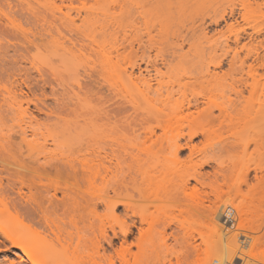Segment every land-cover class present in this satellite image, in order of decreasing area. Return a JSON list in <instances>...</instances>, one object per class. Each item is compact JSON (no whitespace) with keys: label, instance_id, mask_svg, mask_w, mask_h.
<instances>
[{"label":"rangeland","instance_id":"obj_1","mask_svg":"<svg viewBox=\"0 0 264 264\" xmlns=\"http://www.w3.org/2000/svg\"><path fill=\"white\" fill-rule=\"evenodd\" d=\"M116 1H134L137 9L35 17L0 12V99L1 94L8 98L3 88L16 98L9 108L0 103V141L18 143L25 129L27 141L46 145L52 155H84L93 160L94 171L99 163L94 156L112 158L113 150L116 159L106 163L112 173L101 172L84 184L92 198L113 197V185L130 172L147 177L139 186L141 196L131 188L123 193L136 198L126 216L121 207L111 214L100 206L96 217L89 216L90 230L84 228L87 222L78 224L85 229L83 239L100 243L105 255L120 247V230L135 222L126 240L132 244L127 264L162 258L171 264H217L227 256L230 261L239 256L242 264H264V78L251 93L243 86L250 83L248 50L255 29L264 40V0L259 8L254 0ZM85 6L98 8L94 2ZM231 8L238 22L232 30L224 22L211 23ZM236 32L242 36L237 44ZM219 59L220 69L209 66L211 75L201 73ZM130 64L138 68L132 71ZM258 73L264 74V67ZM195 100L200 115L183 118L187 112L179 110ZM112 109L119 110L116 116L108 114ZM142 120L156 128L154 143L138 145L127 138ZM194 131L204 134L188 142ZM172 139L193 146L194 154L187 159L189 150L183 149L177 160L168 148ZM201 163L205 183L216 188L214 196L209 189L206 198L189 189L178 192L180 178ZM58 189L63 185L50 187ZM227 205L239 207L242 215L235 233L218 241L211 230L213 210ZM141 217L147 220L142 227ZM238 236L250 239L240 251L231 246ZM88 244L75 253L82 263ZM18 256L25 259L18 250L0 246V264L17 263Z\"/></svg>","mask_w":264,"mask_h":264},{"label":"bare ground","instance_id":"obj_2","mask_svg":"<svg viewBox=\"0 0 264 264\" xmlns=\"http://www.w3.org/2000/svg\"><path fill=\"white\" fill-rule=\"evenodd\" d=\"M250 0H247L249 4ZM263 0H254L252 3L259 8ZM3 4L0 6L1 13H19L28 16H40L46 13L69 14L71 12H91L100 11L107 12H130L137 9V3L132 1L129 5H124L116 0H35L33 4L29 0H0ZM59 2V4H57ZM94 2L98 6L96 9L86 8V3ZM78 3L81 7L74 6ZM234 9H229L228 13L223 11L217 19H213L212 24L224 22L228 30H232L235 24H238ZM232 21L227 24L226 21ZM256 30V31H255ZM251 37V48L248 50L253 63L248 66L247 77L250 83H244L245 89H249V93L255 90L260 81L264 78V74H259L258 70H262L264 64L260 63L261 51H264V40H260L261 30L255 29ZM243 31H241L242 33ZM241 33L236 32L233 42L239 43ZM245 62L241 61L239 67L242 70ZM137 65V64H136ZM135 64H130V70L133 71ZM235 63L230 62V71H234ZM209 66L213 69H220L222 60H216L213 63L207 64L203 69L202 74L211 75ZM137 67V66H136ZM138 68V67H137ZM133 73H130V78ZM216 75V73H213ZM227 74H222V77ZM231 75V74H228ZM132 79V78H131ZM1 85V82H0ZM8 95L4 97L1 94L0 103L6 108L11 106L9 91L3 88ZM242 91L238 92V96L242 97ZM264 109V101L260 104ZM194 111H191V110ZM187 112L183 118L193 116L194 113H199V102L195 100L193 104L187 103L182 106L179 112ZM38 112L41 109L37 108ZM119 110L112 109L108 114L116 116ZM224 116V115H223ZM226 118V117H225ZM163 130V126L158 127ZM198 133L204 134L203 131H194L188 133L187 140L190 142ZM25 129H20V141L11 143L9 141H0V246L4 249L10 247L18 250L22 256H18V262L8 264H127V257L130 255V247L132 244H127L126 240L131 233V227H136V223L132 222L126 229H121L122 242L120 247L112 249V253L105 255V250L98 242H92L88 238L83 239L81 236L83 230L91 229V223L88 222L89 216L96 217L97 209L102 206L108 213L114 212L121 207L123 216L128 214L129 204L135 197L130 196L129 199L123 197V193L128 191V188L135 190L141 196L140 185L145 183L147 177L140 174L138 177L131 172L125 174L123 178L111 188L113 197L108 194L98 198H92L91 193L87 190L84 184L91 182L93 177L100 175L101 172L112 173L110 167L106 163H112V159H116V155L112 150V158L107 155L97 158L98 164L93 169V160H88L84 155H52L47 153L46 145L32 144L26 140ZM127 138H132L135 144L145 145L149 142L154 143L157 138L156 128L145 126L144 120L135 124L129 129L126 134ZM169 143V150L173 151L176 159L181 150L188 149L189 159L195 151L193 146L188 143L179 145L176 141ZM203 163L199 164L192 172L185 173L177 184V191L184 194L187 189L198 193L201 197L209 195L205 189H209L214 196L216 188L212 183H205V175L200 172ZM217 174V172L215 173ZM214 174V176H215ZM194 185L188 188L190 182ZM62 184L64 189L52 190L50 187L55 184ZM60 195V197L58 196ZM91 196V197H90ZM196 206L199 213L203 208L204 198ZM83 211L85 214L82 215ZM213 219L211 230L213 236L218 241L226 239L235 233L237 229V220L241 217L239 207L217 206L213 210ZM87 222L85 229L79 228L78 224ZM147 224V220L140 218L139 226ZM202 227V224H199ZM141 227H138L139 238L136 240L135 246L139 248L142 242ZM114 237L116 234L113 233ZM249 240L243 236H238L237 242L231 246L234 250L240 251L241 248L249 246ZM85 245L87 261L82 263L75 256L77 248ZM251 245V244H250ZM83 246V245H82ZM91 246H93L91 248ZM107 246L112 248V241H107ZM102 250V253L100 252ZM195 255L198 256L197 250L194 249ZM241 254V253H239ZM149 264H171L170 259H153L146 261ZM145 264V262H141ZM217 264H242V258L236 256L232 261L228 256L220 260Z\"/></svg>","mask_w":264,"mask_h":264}]
</instances>
